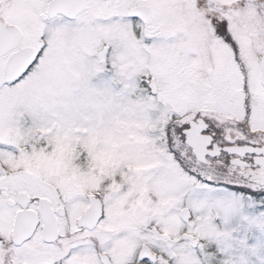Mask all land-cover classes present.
Returning <instances> with one entry per match:
<instances>
[{"label":"snow or ice","instance_id":"6c2138e0","mask_svg":"<svg viewBox=\"0 0 264 264\" xmlns=\"http://www.w3.org/2000/svg\"><path fill=\"white\" fill-rule=\"evenodd\" d=\"M0 264H264V0H0Z\"/></svg>","mask_w":264,"mask_h":264}]
</instances>
